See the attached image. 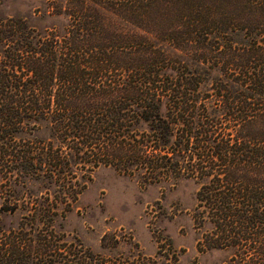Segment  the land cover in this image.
Returning a JSON list of instances; mask_svg holds the SVG:
<instances>
[{"label":"trees","instance_id":"1","mask_svg":"<svg viewBox=\"0 0 264 264\" xmlns=\"http://www.w3.org/2000/svg\"><path fill=\"white\" fill-rule=\"evenodd\" d=\"M48 1L65 25H0L4 179L60 182L67 202L84 188L77 157L150 182L190 176L207 247L264 264V0ZM42 125L50 138L31 137ZM28 224L0 231V264H159L138 243L106 254Z\"/></svg>","mask_w":264,"mask_h":264},{"label":"rangeland","instance_id":"2","mask_svg":"<svg viewBox=\"0 0 264 264\" xmlns=\"http://www.w3.org/2000/svg\"><path fill=\"white\" fill-rule=\"evenodd\" d=\"M49 6L48 0H0V25L5 23L2 19L16 17L39 29L65 25L67 18L50 14ZM3 45L0 40V54ZM143 124L146 127L147 123ZM35 135L50 138L49 128L42 125L30 136ZM83 160L76 158L73 183L75 188H84L77 200L68 198L70 207L60 182L30 179L23 185L4 179L0 168V231L17 229L23 222L29 223L32 231L35 222L63 241H79L106 254L128 251L138 243L145 254L156 256L159 264L230 263L232 248H208L204 241L210 225L196 220L200 183L195 178L150 182L140 169L130 173L101 164L89 170ZM49 203L55 206L50 217L28 218V213H34L29 207L39 209Z\"/></svg>","mask_w":264,"mask_h":264}]
</instances>
